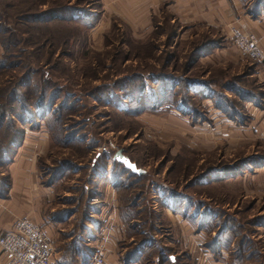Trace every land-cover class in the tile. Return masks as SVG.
I'll return each mask as SVG.
<instances>
[{"label": "rangeland", "instance_id": "1", "mask_svg": "<svg viewBox=\"0 0 264 264\" xmlns=\"http://www.w3.org/2000/svg\"><path fill=\"white\" fill-rule=\"evenodd\" d=\"M99 4L100 0H0V181L7 176L10 144L26 128L44 129L57 145L38 156V165L45 177L63 172L53 197L65 210L76 211V224L65 230V236L73 235L71 240L79 244L81 238V244L88 243L91 234H97L95 228L81 225L91 204L101 200L103 191L94 182L93 167L103 160L108 167L106 176L114 173L118 183L128 184L119 206L130 207L133 215L122 220L123 228L118 229L117 237H125L120 246L128 245L130 237L132 246L138 244L141 230L160 244L168 243L165 237L172 228V215L169 209L168 215L163 213L162 205L172 202L175 189L191 193L196 206L200 205L201 211L195 213L206 223L202 233H195L203 240L202 247L213 255L214 251L222 253L227 264H264L262 159L256 154L245 156L246 150L227 149L225 153L222 148H212L192 153L186 149L189 116L177 108L206 112L200 101L186 96L185 79L206 72L208 65L193 67V52L206 42H216L215 38L212 40L205 27L193 30L172 19L167 6L146 35L147 30H130L120 19L95 20L93 26L74 19L90 18L89 14L100 9ZM232 28L240 29L230 28L229 43ZM237 54L245 62L243 68L222 71L211 66L207 77L224 76L222 80L258 91L259 84L247 68L256 60ZM172 77L181 83L177 95L169 93ZM223 87L217 86L220 93ZM177 140L191 154L182 164L173 149ZM118 148L146 176L125 171L120 180L117 174L122 168H113L112 163ZM256 150L264 153V142ZM254 160L262 166L246 167L247 161ZM64 167L68 169L63 171ZM200 174L201 179L191 180ZM219 243L223 250L217 247Z\"/></svg>", "mask_w": 264, "mask_h": 264}, {"label": "crops", "instance_id": "2", "mask_svg": "<svg viewBox=\"0 0 264 264\" xmlns=\"http://www.w3.org/2000/svg\"><path fill=\"white\" fill-rule=\"evenodd\" d=\"M259 2L258 4L256 0H100L96 18V21L102 23L120 19L130 30H147L143 34L146 35L151 31L154 18L160 14L163 6H167L172 19L184 24L186 28L209 29L212 40L215 38L216 42L208 45L193 63V67L200 64L208 65L203 74L205 77L189 76L185 79L186 96L200 101L205 106L207 114L198 112L195 108L177 107L189 116L185 129L190 138L187 137L186 149L193 150L192 153L208 152L212 148L215 151L222 148L225 153L227 149L246 150L245 156L256 154L258 159H262L263 166L257 165L258 160L246 162V167L254 169H258L256 166H262L264 169V153L258 154L256 150L259 142H264V58L249 62L247 65V68H250L249 75L259 84L258 91L250 90L241 84L235 85L229 79L222 80L224 76L207 77V74L210 67L216 65L222 71L244 67L245 62L238 57L233 44L229 43L232 26L253 32L258 37L264 53V0ZM95 28L99 27L95 25ZM231 84L232 87H228ZM179 85L181 83L172 77L171 92L177 95ZM217 86H225L224 91L220 93ZM177 124L178 136L180 123ZM214 137L219 138L213 139ZM183 144L177 140L176 148L173 147L179 155L177 161L181 164L182 160L191 155L185 151ZM55 145L57 143L51 140L44 129L26 128L23 131L22 142L13 150L5 164L7 182L0 181V233L13 230L15 221L20 218L36 222L54 245L53 261L58 264H91L92 253L99 249L103 251L110 264H227L222 253L214 251L213 255V252L202 247L203 240L195 233V231L202 233L206 223L205 220L203 224L200 221L202 215L199 218L196 216L195 212L201 211L200 205L196 206L191 193L175 189L172 190V202H169L173 203L172 205L163 204L165 200L161 199L163 213L168 215L169 209L172 215L169 216L172 228L165 237L168 243L160 244L156 241L158 239L150 238L151 236L145 232L147 236L143 238L144 249L139 254L127 252L132 237L126 246H120L121 243L122 245L125 243L123 241L125 237L124 239L117 237L120 235L118 229L123 228L119 216L120 195L122 187H127V184L121 181L120 187L112 175L106 176L105 171L108 167L104 162L102 173L96 171L97 179L94 180L104 194H100L101 200L94 199L95 203L93 200L90 202L93 204L91 209L87 210L86 222L81 225L85 228H95L98 235L91 234L89 244L83 243L84 245L81 244V238L78 244L76 240H71L72 234L68 236L67 233L65 236V230H70L73 224H76V211H67L63 204L54 201L53 196L57 191L54 187L56 183H62L63 172L56 177L52 175L45 177L38 165V156L51 151ZM246 167H240V170ZM196 177L191 180L202 178V175ZM97 203L100 204L97 206ZM151 207L154 208L152 205ZM223 248L221 246L219 250ZM2 258L0 247V264H4Z\"/></svg>", "mask_w": 264, "mask_h": 264}, {"label": "built area", "instance_id": "3", "mask_svg": "<svg viewBox=\"0 0 264 264\" xmlns=\"http://www.w3.org/2000/svg\"><path fill=\"white\" fill-rule=\"evenodd\" d=\"M230 40L242 57L262 60L264 53L253 33L232 28ZM4 264H58L53 261L54 245L41 226L28 218L17 219L13 230L0 233ZM91 264H110L101 251L95 252Z\"/></svg>", "mask_w": 264, "mask_h": 264}, {"label": "trees", "instance_id": "4", "mask_svg": "<svg viewBox=\"0 0 264 264\" xmlns=\"http://www.w3.org/2000/svg\"><path fill=\"white\" fill-rule=\"evenodd\" d=\"M256 1H258V4L260 3L259 2V0H256ZM89 15H91V17L90 18H88V17H86V19H85V16L83 15V16H81V18H74L75 20H81V21H86L87 23H88V25H90V26H92L93 25V22L96 20V18H97V16H98V13L96 12V14H89ZM92 15H94V17H92ZM89 21V22H88ZM212 43H215V42H206V43H204V44H202V45H200L198 48H197V50H194V52H193V54H195V59H197L200 55H201V53L204 51V49H206V47L208 46V45H210V44H212ZM195 61V60H194ZM170 81H171V78H170ZM170 91H171V89H170ZM169 93H172V92H169ZM173 94V93H172ZM50 108V107H49ZM49 108H48V110H49ZM0 128H1V125H0ZM58 137H59V144H61V135H58ZM22 138H23V133L15 140V141H13L11 144H10V149H9V152H8V156H7V159H6V161H5V163H7V161H8V159L11 157V155H12V152H13V150L18 146V145H20V143L22 142ZM62 143L63 144H66V141L65 140H63L62 141ZM124 152V151H123ZM130 158V157H129ZM96 160V159H95ZM130 160H132L131 158H130ZM93 161V160H92ZM100 160H98L97 161V163L95 164V167H93V170L96 172V171H98L99 173H102V171H103V160L102 161H100ZM133 161V160H132ZM112 163H114L115 165H113V168L116 166V165H118V166H120V168H122L120 171H118L119 173L117 174V175H120V176H118V178L121 180L122 178H121V176L123 177V175H124V173H125V171H127V172H129V173H131V174H133V175H138L139 177L140 176H146V172H143V173H139V174H137V173H134V172H131L128 168H126V167H124V165L122 164V163H120V162H118V161H116V160H112ZM117 163V164H116ZM139 167V166H138ZM68 168H66V167H64L63 168V170L64 171H66ZM240 169V168H239ZM234 170H236V169H234ZM112 173V172H111ZM236 174V173H235ZM112 176H113V178L115 179V183L117 184L118 182H117V180H116V175H114V173H112ZM6 181V179L5 180H3L1 183H3V182H5ZM127 181V180H126ZM7 182V181H6ZM126 183V182H125ZM118 186H120V187H122V185H121V183L119 184H117ZM127 186H128V184H127ZM123 189V191H122V193H121V195H123V192L127 189V187H122ZM132 204V203H131ZM121 205V204H120ZM132 205H134V204H132ZM119 211H120V217H121V219L122 220H124V219H127L128 217H130V216H132L133 215V213H132V210H131V208L130 207H125V206H119ZM202 222V224H203V220L201 221ZM205 225V224H204ZM129 228H131V229H133V227L130 225L129 226ZM148 233V232H147ZM146 233V234H147ZM139 234H141V237H140V239H139V242H138V244H134L133 246H132V244L130 245V247H129V249L127 250V252H129L130 254H139L143 249H144V247H145V245L143 244V238L144 237H146L147 235L145 234V231L144 230H141L140 232H139ZM223 245V244H222ZM221 245V243H219L218 245H217V247H221L222 246ZM235 250V249H234ZM233 250V251H234ZM233 256H236V254H235V251H234V255ZM235 264V263H234Z\"/></svg>", "mask_w": 264, "mask_h": 264}, {"label": "water", "instance_id": "5", "mask_svg": "<svg viewBox=\"0 0 264 264\" xmlns=\"http://www.w3.org/2000/svg\"><path fill=\"white\" fill-rule=\"evenodd\" d=\"M112 158L124 165V167L128 168L131 172L134 173H142L143 169L138 167L135 162L130 160V158L123 152L121 148H118L114 151Z\"/></svg>", "mask_w": 264, "mask_h": 264}]
</instances>
